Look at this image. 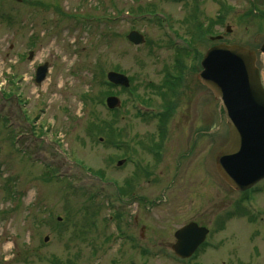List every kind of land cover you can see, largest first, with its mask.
<instances>
[{
	"label": "rangeland",
	"instance_id": "374dc122",
	"mask_svg": "<svg viewBox=\"0 0 264 264\" xmlns=\"http://www.w3.org/2000/svg\"><path fill=\"white\" fill-rule=\"evenodd\" d=\"M188 6L0 0V264H264V179L242 201L219 178L225 117L198 83L197 59L173 46L184 43L171 27L190 38ZM224 16V25L234 24ZM132 30L143 44L126 40ZM187 69L186 95L175 98L165 127L171 150L156 167L146 148L163 132L153 119L164 104L159 85L172 89L169 76ZM108 71L126 75L129 88L103 84ZM111 95L120 101L113 111L104 104ZM191 133L197 146L176 169ZM135 156L147 164L138 179L129 162L117 166ZM190 221L209 234L195 257L180 261L170 250L173 233Z\"/></svg>",
	"mask_w": 264,
	"mask_h": 264
},
{
	"label": "water",
	"instance_id": "95a60500",
	"mask_svg": "<svg viewBox=\"0 0 264 264\" xmlns=\"http://www.w3.org/2000/svg\"><path fill=\"white\" fill-rule=\"evenodd\" d=\"M126 38L133 45L144 41L136 31H130ZM200 65L198 78L219 101L227 127V143L215 158L216 173L233 190L246 191L264 178V89L254 56L237 45H220L209 48ZM47 70V63L36 67V85L44 80ZM106 80L124 88L129 85L128 78L119 72H107ZM119 104L116 96L105 99L109 110ZM207 233V228L192 221L180 227L173 234L174 255L189 258Z\"/></svg>",
	"mask_w": 264,
	"mask_h": 264
},
{
	"label": "flooded vegetation",
	"instance_id": "af4514ba",
	"mask_svg": "<svg viewBox=\"0 0 264 264\" xmlns=\"http://www.w3.org/2000/svg\"><path fill=\"white\" fill-rule=\"evenodd\" d=\"M172 3H182L183 0H171ZM188 7H192L190 17L188 18V24L190 23V29H188L189 39H186V36H182L175 31L173 27H170L175 32V37L177 39L183 40L184 45H173L174 47L183 48L185 55L190 56L191 59H197L198 67L194 69V73L197 74V80L200 85L201 82L198 78L199 71L201 69L200 62L206 51L214 46L220 45H237L242 47L253 54L255 60V66L258 69L262 85L264 87V0H229L232 1V5H226L224 0H186ZM209 2L212 4H216V8H212L209 6ZM156 8V7H154ZM214 9L215 14L212 15L211 10ZM155 10V9H154ZM154 10L151 12L154 13ZM149 12V11H148ZM227 12L231 13V20L234 22L233 25H229L225 23L226 17L224 16ZM156 15L155 22L157 25H163L162 20L158 18ZM166 23V22H165ZM169 23L171 21L169 20ZM224 25V30H222ZM232 28V29H231ZM190 30V31H189ZM185 35V34H184ZM209 42V45H208ZM169 44V43H168ZM198 45L203 46L204 52L203 54H199L197 50ZM181 69V68H179ZM189 72V73H185ZM193 76L192 70H181L177 75L169 76V78L173 79V84H175L172 89H167L163 84H160L159 87L163 88L161 91V95H163V105L160 106L157 114L153 117L159 125L158 129L163 132H157L156 141L152 140V145L149 146V149L146 148V151L152 155L154 166L158 167L159 165H166L165 161L167 158V152L171 150V133L167 131L165 132V127L168 128L172 124L171 121L173 118L169 117L171 114V108L174 106L175 98L177 102L184 98L186 95L185 90L188 88L185 85L186 82H189L190 76ZM191 76V77H192ZM189 77V78H188ZM203 86V85H202ZM204 87V86H203ZM158 88V87H157ZM205 88V87H204ZM161 89V88H160ZM177 89L175 92L173 90ZM174 98V99H173ZM207 131L205 130V126L199 127V142H200V151L204 150L203 145H205V141L203 142L201 138L206 136ZM196 133H191L190 143L182 154L177 157L176 160V169H179L181 166L180 161H186L190 159L194 148L197 146L195 141ZM165 136V137H164ZM195 137V138H194ZM140 140V139H136ZM195 141V142H194ZM201 141L203 143H201ZM227 142V132L225 134L224 141L222 140L221 146L219 150L226 144ZM218 150V151H219ZM128 157L125 160H120L123 163L131 164L133 170H136V178L137 174L142 172V170L146 167L139 163L138 159L135 156ZM125 161V162H124ZM262 181V180H261ZM260 181V182H261ZM259 183V182H258ZM258 183L252 188L254 189ZM251 189V190H252ZM142 201L141 198L135 196L134 202ZM135 224L137 225V218L134 219ZM140 232H143V226H140ZM175 242V240H174ZM172 246V245H171ZM170 246V249H171ZM173 254V253H172ZM174 256V255H173ZM193 257V256H192ZM191 257V258H192ZM175 258V257H174ZM189 258V259H191ZM177 259V258H175ZM188 259V260H189ZM180 260V259H177ZM188 260H180V261H188Z\"/></svg>",
	"mask_w": 264,
	"mask_h": 264
},
{
	"label": "trees",
	"instance_id": "16d2710c",
	"mask_svg": "<svg viewBox=\"0 0 264 264\" xmlns=\"http://www.w3.org/2000/svg\"><path fill=\"white\" fill-rule=\"evenodd\" d=\"M103 73H104V72L102 71V76H104ZM103 80H104V82H102L103 84H105L106 86L112 87L109 83H107V82L105 81V79H103ZM5 97H6V96H5Z\"/></svg>",
	"mask_w": 264,
	"mask_h": 264
}]
</instances>
